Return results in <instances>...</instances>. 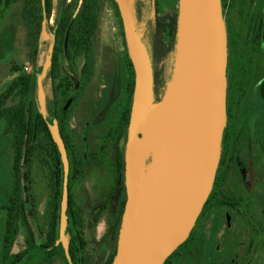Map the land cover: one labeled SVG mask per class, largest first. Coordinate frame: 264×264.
Masks as SVG:
<instances>
[{"label": "trees", "instance_id": "1", "mask_svg": "<svg viewBox=\"0 0 264 264\" xmlns=\"http://www.w3.org/2000/svg\"><path fill=\"white\" fill-rule=\"evenodd\" d=\"M104 0H0V18L6 20L9 12L17 11L23 30V46L25 50V62L36 67L37 55L41 34L45 31L52 38L50 50V69L48 77L52 83L61 81L62 63L65 62L70 68L75 60L85 55L83 69V81L80 86L83 89L89 78L92 61L89 58L91 41L97 29V21ZM113 2L114 0H108ZM158 0H153V6H157ZM259 0H231L229 7V25L226 23L227 46L232 54L240 50V41L244 37L243 26L249 36L247 41L259 52L263 45L264 12L261 6H256ZM114 3V2H113ZM223 7V6H222ZM143 9L141 0H133L132 10L139 20ZM55 10V16L52 15ZM6 18V19H5ZM178 12L172 15L160 16L149 19L142 41L148 48L153 67V91L155 101H159L161 90L164 89L162 69L159 64L175 50L177 43ZM239 58V57H237ZM131 66V63H130ZM42 67V66H41ZM22 69V68H21ZM13 72L20 68L12 67ZM134 89V81L130 83V93ZM32 79L30 75L19 76L4 92L0 94V122L4 124L3 136L8 140L10 160L5 172L4 200L0 202V264H26L36 253L45 255L48 261L53 256L61 253L67 264H91L87 242L84 238V220L82 216H74L76 206L75 198L68 190L67 213L72 218L71 226L67 228L70 236L68 245L63 247L56 245L58 235V221L56 214L60 208V196L63 190V171L58 150L52 139L45 138L44 131L46 122L35 110L34 102L30 99ZM72 82L63 78L58 86L53 87L54 105H57L58 115L67 100L74 93ZM72 93L71 95H69ZM16 97L17 103L10 104ZM78 97V96H76ZM115 104L111 110H116ZM110 111V110H109ZM111 114V113H110ZM118 125L107 127L108 133L102 131L99 136V144L92 151L89 146L81 145L78 148L77 157L80 159L77 168L83 173L87 164L96 162L98 170L104 171L106 182L104 194L101 196V205L97 214H91L92 222L96 223L102 212H106L108 226L101 243L113 246V255L108 258L106 264H110L114 254L117 235L120 227L126 195L124 185V153L119 147L121 137L124 135L125 126L128 124L129 113L123 108ZM77 145V144H76ZM87 150L83 155L82 150ZM73 151V149H71ZM48 153V162L51 164L52 178L55 180L53 220L49 226L46 242L37 247L34 236L28 223V218L35 214V206L31 199V168L33 159L45 161ZM74 159V161L77 159ZM46 163V161H45ZM105 163V166H103ZM148 163V162H147ZM74 180V173L73 179ZM208 201L206 202V204ZM30 204V208L27 207ZM205 204V206H206ZM25 233V249L19 253L11 254L15 239L20 231ZM43 249V250H41ZM172 255L164 264H169Z\"/></svg>", "mask_w": 264, "mask_h": 264}, {"label": "water", "instance_id": "2", "mask_svg": "<svg viewBox=\"0 0 264 264\" xmlns=\"http://www.w3.org/2000/svg\"><path fill=\"white\" fill-rule=\"evenodd\" d=\"M114 1L123 20L135 80L124 149L126 200L110 264H164L189 237L217 173L226 126L227 31L222 3L178 0L179 66L174 90L163 110L148 117L147 109L161 101L154 98L150 54L137 36L126 1ZM260 95L264 99V82ZM141 117L147 120L144 129L139 127ZM178 121L182 122V146L175 179L160 201L153 188H146V150ZM50 132L63 165V232L69 164L57 125L51 126Z\"/></svg>", "mask_w": 264, "mask_h": 264}, {"label": "rangeland", "instance_id": "3", "mask_svg": "<svg viewBox=\"0 0 264 264\" xmlns=\"http://www.w3.org/2000/svg\"><path fill=\"white\" fill-rule=\"evenodd\" d=\"M125 1L130 9L134 28L142 35L140 37L141 39L144 38L146 24L149 19L155 18L157 15L167 16L178 12V0H158L157 6L155 7L153 6V0H141L143 2V9L141 12V18L138 20L132 10L133 0ZM113 2L104 0L102 3L100 15L97 21V29L92 37V46L89 51V58L92 61L91 69L89 78L87 79L83 89L80 86V82L83 81V78L80 79L79 74L83 63L86 61V56L81 55L78 57L72 65V68H70L67 63H62V80L63 78H68L72 82L73 88L77 91L80 90L79 93L81 95L79 96V99H76V97L71 98L72 104L69 106V111L67 106L68 104L65 105L67 108L63 106L64 108L58 115V121L63 123L65 132L69 136V139L75 145L77 144L78 147L83 144L82 133L86 126H89V129L92 126V129L89 131L92 141L91 143L96 145L99 142V135L103 128L102 125L105 124L106 119L108 120V124L118 125L123 108L128 110L130 119L134 101V89L132 93H130V91L128 92L125 88L128 80H130V83L133 79L135 80V74L133 68H130L129 73L127 72L130 63L132 66V62L126 40L123 20L117 3L115 1ZM261 3L258 1L256 6H261ZM54 16L55 10L52 15V20ZM6 18L5 21L0 18V94L4 92L6 88L15 80H17L19 76L30 75L32 79L30 99L34 102L36 112L51 123L53 115L48 114L47 108L48 106H51V102L54 99L53 87L58 86L62 81L59 80L56 81V83H52L48 77L50 69L49 55L52 38L50 36L49 39L46 38V40L43 41L41 34L38 52H40L43 48L45 51V61L41 65L42 67L38 66L36 63V67L40 68L38 71L34 70L31 64L30 70L25 71L24 66L29 63L25 62L26 52L23 46L24 35L21 21L19 20L17 11L15 10L9 12ZM242 30L244 37L240 41V50L236 53V57L239 58L234 60V62L240 65L241 71L250 69L252 63L255 68L257 67L259 69L258 62L261 61V58L264 60V48L261 47L259 52L255 51L251 42L249 43L247 41L246 37L250 34L249 32L248 34L246 32V25L243 26ZM146 49L148 54H150L147 47ZM176 56L177 53L175 49L158 66L163 72L162 76L164 85H166V82L174 69ZM12 67L20 68V71L13 72L11 71ZM262 68L264 69V64ZM262 71L258 72V80L264 77V72ZM129 75L130 77L127 79ZM164 91L165 86L164 89L161 90L159 100H161V96ZM119 93L120 95L117 97V101L115 103L121 101V103L118 102L120 109L115 111L110 109V111L105 113L104 111L114 100L116 94L118 95ZM71 94L72 93L69 95ZM18 99L19 97H16L9 103L15 104ZM251 100L253 101V98ZM254 101L255 103L259 102V99L256 98ZM114 105L115 104H112L109 108H113ZM110 112L113 113V118L111 117ZM128 125L129 120L128 124L125 126L126 130L124 135L121 137L119 142V147L123 149V152L127 140ZM3 130L4 124L3 122H0V202L4 200V178L10 160L8 140L3 136ZM105 132L108 133L107 130H105ZM45 161H41L39 163L36 162L34 163L33 168H31V199L35 206V214L33 217L28 218V223L32 230L34 242L37 247L46 242L49 226L53 220L55 180L52 178L50 162H48L47 158ZM150 164L151 159H148V165L145 171L146 177L150 173ZM103 166H105V163H103ZM61 170L63 171L62 163ZM105 170V168H102L100 172L97 166H93L92 168L85 169V173L81 174L80 178H74V180L71 181L69 180L71 177L73 179V174L70 175V170L68 172L66 187H70L69 190L75 198L76 206L74 209V216H82L85 223L83 234L87 242L88 253L91 257V264H106L108 258L111 257L114 252L113 246L108 243L100 242L108 226L106 212H102L99 215L96 223H93L92 219L88 217L91 214H97L98 208L101 205L100 198L104 194V183L106 182L104 173ZM258 198L261 199V196ZM59 200L60 208L56 214L58 221V235L55 244L66 247L70 239L66 230L71 226L72 218L70 217V214L67 213L66 208V224L64 231L61 232V196ZM27 207L30 208V204H27ZM207 225L208 224L206 222L204 224V220L201 222L202 229L203 227L204 229L208 228ZM252 230L253 229L250 228H242L241 231V236H243L244 242L247 239H252L253 241H255V239L259 240L257 241L258 245L254 247L257 249L252 250L251 254L247 257L241 255L243 259L245 258L243 264H264V247L260 248L261 242L264 241V232L259 229L261 231H258L259 233L254 235L252 232L256 233V230ZM204 234L207 235L206 232H204ZM231 234H237L236 229H232ZM245 246V243H241L242 250H244L243 247ZM25 247V233L23 229H20L12 247L11 254L19 253L24 250ZM114 250L116 251V246ZM48 260L49 259H46L44 254L36 253V256H34L26 264H67L65 257L61 253L54 255L51 261ZM182 261V264L202 263L189 258H184ZM169 264H171V261Z\"/></svg>", "mask_w": 264, "mask_h": 264}, {"label": "flooded vegetation", "instance_id": "4", "mask_svg": "<svg viewBox=\"0 0 264 264\" xmlns=\"http://www.w3.org/2000/svg\"><path fill=\"white\" fill-rule=\"evenodd\" d=\"M259 1L260 3L262 1L261 9L264 12V0ZM221 3L224 21L231 29L228 17L231 0H221ZM236 55L232 54L231 49L227 46L226 126L223 131L221 154L213 188L207 199L208 203H205L206 206L204 205L189 237L172 254L171 264H182L184 258L202 262L201 264H243L245 258L243 259L242 256L247 257L252 250L257 249L254 247L258 245L257 241L259 240L247 239L244 242L243 236H241L242 228L256 230V233L252 232L254 235L261 230L264 232V99L260 95V86L264 82V77L258 80V72L262 70L264 72L262 68L264 60L261 58V61L258 62L259 69L255 68L252 63L250 69L241 71L240 65L234 62V60H237ZM84 65L85 63H83L80 70V79L83 75ZM130 68L133 67L129 66L128 73ZM129 77L130 75L127 79ZM129 81L125 88L128 92L130 91ZM77 92L75 89L74 93ZM80 95L78 92L70 96L65 103V105L68 104V111L69 106L72 104L71 98L78 96L76 99H79ZM119 95L120 93L116 94L113 103L111 102L117 105L116 110L120 109L118 102L121 103V101L115 103ZM256 98L259 99V102L255 103ZM53 101L54 99L51 106L47 108L48 114L53 115V120L50 123L44 119L47 129V131H44V136L48 140L49 138L52 139L50 127L57 125L59 135L66 149L70 175L74 173V178L77 179L85 173V169L97 165L96 162L89 163L84 167L83 173H79L81 168H77V163L80 159L77 158L74 161L77 157L78 146L69 139L63 123L58 121V115L61 112L58 115L56 114L57 105H54L53 108ZM111 103L109 106H112ZM65 105L64 107L67 108ZM109 106L104 111L105 113L111 109ZM110 113L113 118V113ZM108 126V120L106 119L105 124L102 125V131L107 129ZM91 129L92 126L90 129L89 126H86L82 133L83 146H89L94 151L99 142L96 145L91 143L89 132ZM54 145L57 149L55 143ZM86 149L82 150L83 155L87 154ZM45 154V158L48 159L47 151H45ZM36 162L41 161L34 158L32 168ZM259 196H261V199L258 198ZM203 220L204 224L205 222L208 224V228L204 229L203 227L204 230L201 227ZM232 229H236L237 234H231ZM241 243L246 244L243 247L244 250L241 248ZM262 247H264V241L261 242L260 248Z\"/></svg>", "mask_w": 264, "mask_h": 264}, {"label": "bare ground", "instance_id": "5", "mask_svg": "<svg viewBox=\"0 0 264 264\" xmlns=\"http://www.w3.org/2000/svg\"><path fill=\"white\" fill-rule=\"evenodd\" d=\"M56 1L57 0H53L54 5ZM136 33L138 37L142 36L138 30H136ZM46 38L49 39L50 35L42 32V40L44 41L46 40ZM176 53L177 56L174 63V69L171 72L168 81L166 82L165 91L161 96V101L159 103L151 105L147 109L146 114L148 117L158 115L163 110L171 97V94L174 90L179 66L178 46H176ZM44 61L45 51L42 48L41 51L38 52L36 61L37 65L41 66ZM146 122L147 120L144 121L142 117L140 118V129H144L146 127ZM181 146L182 122L178 121L167 128L159 136H157L146 150V158L151 159L150 173L146 177L145 182L146 188H153L160 201L164 199L171 188L172 182L175 179L176 161L180 153Z\"/></svg>", "mask_w": 264, "mask_h": 264}, {"label": "built area", "instance_id": "6", "mask_svg": "<svg viewBox=\"0 0 264 264\" xmlns=\"http://www.w3.org/2000/svg\"><path fill=\"white\" fill-rule=\"evenodd\" d=\"M30 68H31V65L30 64H27V65L24 66V70L25 71H29Z\"/></svg>", "mask_w": 264, "mask_h": 264}]
</instances>
